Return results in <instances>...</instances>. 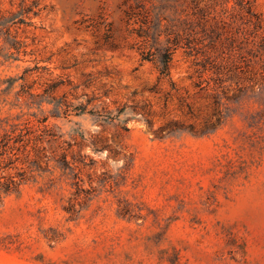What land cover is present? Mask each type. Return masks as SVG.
Segmentation results:
<instances>
[{"label": "rangeland", "instance_id": "rangeland-1", "mask_svg": "<svg viewBox=\"0 0 264 264\" xmlns=\"http://www.w3.org/2000/svg\"><path fill=\"white\" fill-rule=\"evenodd\" d=\"M190 1L0 0V264H264V50Z\"/></svg>", "mask_w": 264, "mask_h": 264}, {"label": "trees", "instance_id": "trees-1", "mask_svg": "<svg viewBox=\"0 0 264 264\" xmlns=\"http://www.w3.org/2000/svg\"><path fill=\"white\" fill-rule=\"evenodd\" d=\"M220 1V0H217ZM194 9H199L196 6L195 0L190 1ZM227 3V1H226ZM225 3V4H226ZM222 15L227 19L228 25H231L235 28V33H241L244 34V36L251 37L252 36V43L257 45L259 48H262L264 50V43L262 40H257L258 38L255 34V31H257L258 28V19L255 13L251 10L250 6H248L247 3L244 2V0H237L235 2V6H232L230 9L223 8ZM256 22H253L255 21ZM250 30H252L250 32ZM263 44H262V43ZM167 50H165L161 55H159V66L158 70L160 74H166L168 71V64L170 62V55L167 54ZM264 52V51H263ZM141 59L142 60H149L146 55H143L141 53ZM264 62V60H263ZM32 132L28 131L26 133H18L16 138L14 139L15 143H21L23 146H27L30 142L33 143L35 146L38 143H41L40 136H34L31 137ZM13 181H10L9 185L4 186V192L7 193L11 190L10 186L12 188L14 187Z\"/></svg>", "mask_w": 264, "mask_h": 264}]
</instances>
